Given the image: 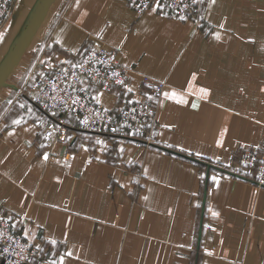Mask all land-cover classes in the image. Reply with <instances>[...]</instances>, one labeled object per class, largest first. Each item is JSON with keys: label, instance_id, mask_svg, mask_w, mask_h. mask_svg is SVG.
I'll return each mask as SVG.
<instances>
[{"label": "crops", "instance_id": "1", "mask_svg": "<svg viewBox=\"0 0 264 264\" xmlns=\"http://www.w3.org/2000/svg\"><path fill=\"white\" fill-rule=\"evenodd\" d=\"M11 6L0 67L18 90L0 86V214L40 246L36 263L264 264V188L237 158L264 149V0H197L184 15L159 0L140 14L126 0ZM101 43L125 82L84 86L112 111L149 99L147 134L89 132L69 115L64 140L48 139L32 83ZM143 76L165 83L160 96Z\"/></svg>", "mask_w": 264, "mask_h": 264}, {"label": "built area", "instance_id": "2", "mask_svg": "<svg viewBox=\"0 0 264 264\" xmlns=\"http://www.w3.org/2000/svg\"><path fill=\"white\" fill-rule=\"evenodd\" d=\"M169 11L177 15L196 11L197 0H159ZM140 14L149 8L153 0H126ZM11 0H0V28L11 13ZM128 73L115 48L103 43L87 47L73 62L55 66L47 75L35 80L33 101L47 116L44 134L52 141H62L68 130L67 116H73L78 126L89 132L113 136L135 132L146 135L147 126L153 119L155 108L147 98H140L114 111L93 100L83 81L96 82L109 91L114 85H122ZM141 82L147 91L160 96L165 83L143 76ZM16 89V88H13ZM239 163L253 172L254 183L264 187V149L243 148L238 154ZM31 233V232H29ZM40 246L16 231L10 221L0 214V259L3 264H29L40 254Z\"/></svg>", "mask_w": 264, "mask_h": 264}, {"label": "water", "instance_id": "3", "mask_svg": "<svg viewBox=\"0 0 264 264\" xmlns=\"http://www.w3.org/2000/svg\"><path fill=\"white\" fill-rule=\"evenodd\" d=\"M47 7V2H45L43 4V6L41 7V11L43 9H45ZM40 11V12H41ZM37 19V18H36ZM36 19L30 24L28 30H26L25 34H24V39L20 41L19 45L17 46V48L14 50L13 54H12V57L14 56V54L20 49V47H22V45L24 44L25 42V38L26 36L31 32L35 22H36ZM10 61V60H9ZM7 70H8V64L7 63H4L1 67H0V86H9V87H12V88H16V85L14 84H11V83H8L6 82L5 80V76H6V73H7Z\"/></svg>", "mask_w": 264, "mask_h": 264}, {"label": "rangeland", "instance_id": "4", "mask_svg": "<svg viewBox=\"0 0 264 264\" xmlns=\"http://www.w3.org/2000/svg\"><path fill=\"white\" fill-rule=\"evenodd\" d=\"M4 90H8L7 92H11L12 90H18V86L16 85V89H13L12 87H7V88H5ZM244 168H245V166H244ZM249 171H250V172H249ZM247 174H249V176H248V177H250L249 179H250L251 181L254 182L253 177H252L253 172H252L251 170L248 169ZM261 188H264V187H261ZM35 258H36V257H35ZM35 258H34L29 264H37L36 262H37L38 260H37V259L35 260Z\"/></svg>", "mask_w": 264, "mask_h": 264}, {"label": "snow or ice", "instance_id": "5", "mask_svg": "<svg viewBox=\"0 0 264 264\" xmlns=\"http://www.w3.org/2000/svg\"><path fill=\"white\" fill-rule=\"evenodd\" d=\"M213 2H214V0H213ZM159 6V5H158ZM217 38H219V37H217ZM203 91H206V90H203ZM166 95H168L169 96V98H171V96H174L175 94L173 93V94H166ZM196 105H193V107H195ZM14 123H20V121H14ZM47 157H45V159H46Z\"/></svg>", "mask_w": 264, "mask_h": 264}, {"label": "trees", "instance_id": "6", "mask_svg": "<svg viewBox=\"0 0 264 264\" xmlns=\"http://www.w3.org/2000/svg\"><path fill=\"white\" fill-rule=\"evenodd\" d=\"M238 154H239V152H238ZM237 158H238V156H237ZM249 179V178H248ZM41 253V252H40Z\"/></svg>", "mask_w": 264, "mask_h": 264}]
</instances>
